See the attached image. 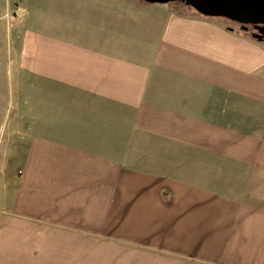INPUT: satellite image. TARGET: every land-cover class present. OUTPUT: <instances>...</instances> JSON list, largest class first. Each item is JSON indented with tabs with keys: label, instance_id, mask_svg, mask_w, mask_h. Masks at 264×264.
<instances>
[{
	"label": "crops",
	"instance_id": "0c3cea01",
	"mask_svg": "<svg viewBox=\"0 0 264 264\" xmlns=\"http://www.w3.org/2000/svg\"><path fill=\"white\" fill-rule=\"evenodd\" d=\"M10 1L0 98L22 34L44 120L2 149L0 264H264V41L144 0Z\"/></svg>",
	"mask_w": 264,
	"mask_h": 264
},
{
	"label": "rangeland",
	"instance_id": "374dc122",
	"mask_svg": "<svg viewBox=\"0 0 264 264\" xmlns=\"http://www.w3.org/2000/svg\"><path fill=\"white\" fill-rule=\"evenodd\" d=\"M4 1L5 5H9L8 0H0V3ZM142 1V0H140ZM144 3H148L149 14L151 15H163L172 11H181L184 12L187 9H193L191 6H187L185 3L181 1L174 2H148L144 0ZM10 5L13 10L12 13H15L16 16L19 7V1L13 0L12 4L10 1ZM10 6V7H11ZM134 10L140 9L139 3H133ZM8 8V7H7ZM7 10V9H6ZM227 21L229 25H233L239 29H241L240 25L230 19L225 17H218ZM8 24H6V27ZM251 35V31H247ZM6 53H5V61L3 74H4V99L0 98V106L4 107V130L0 131V182L8 183L14 177V173L18 176H21V170L14 169V161L11 158L8 160V156L4 155L2 151L5 146V153L10 150L20 149L23 146V140L26 139L25 136L28 133V129L30 123L43 121V115L30 113L28 110V90L30 84H34V82H28V78L34 79L38 73L39 75L45 74L43 71L46 61H28V49L21 50H13L9 46L10 42L12 43V37H17L15 42V46L18 47L19 42L22 41V34L13 35L11 33H6ZM24 41V40H23ZM18 43V44H17ZM23 43L20 45L22 46ZM21 53V61L19 54ZM59 64L60 61H54L53 64ZM55 69V66L53 65ZM40 71V72H39ZM1 73V71H0ZM21 80V81H18ZM37 84V83H36ZM38 85L44 86L45 83L41 81ZM39 86L38 89L42 88ZM54 89H57V83H53ZM59 89V87H58ZM19 90V93L17 92ZM15 92V93H14ZM39 94V93H38ZM1 120V117H0ZM2 134V136H1ZM10 213V211L0 210V219L2 216L6 215V213ZM3 227V226H1ZM0 227V229H1Z\"/></svg>",
	"mask_w": 264,
	"mask_h": 264
},
{
	"label": "water",
	"instance_id": "95a60500",
	"mask_svg": "<svg viewBox=\"0 0 264 264\" xmlns=\"http://www.w3.org/2000/svg\"><path fill=\"white\" fill-rule=\"evenodd\" d=\"M148 2L181 1L199 13L211 17H225L248 29L252 24L257 30L252 37L264 41V0H146Z\"/></svg>",
	"mask_w": 264,
	"mask_h": 264
},
{
	"label": "flooded vegetation",
	"instance_id": "af4514ba",
	"mask_svg": "<svg viewBox=\"0 0 264 264\" xmlns=\"http://www.w3.org/2000/svg\"><path fill=\"white\" fill-rule=\"evenodd\" d=\"M240 25V27H241V24H239ZM248 29H242V30H244V31H251V32H256L257 30L254 28V26L252 25V24H248Z\"/></svg>",
	"mask_w": 264,
	"mask_h": 264
}]
</instances>
